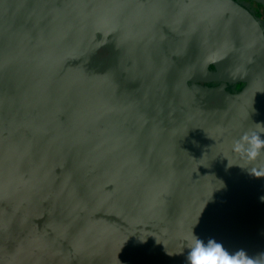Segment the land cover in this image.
Returning a JSON list of instances; mask_svg holds the SVG:
<instances>
[{
  "label": "water",
  "instance_id": "obj_1",
  "mask_svg": "<svg viewBox=\"0 0 264 264\" xmlns=\"http://www.w3.org/2000/svg\"><path fill=\"white\" fill-rule=\"evenodd\" d=\"M169 78L145 160L120 117ZM198 80L245 85L213 110ZM257 123L264 31L234 0H0V264H185L193 234L255 257L264 178L233 143Z\"/></svg>",
  "mask_w": 264,
  "mask_h": 264
},
{
  "label": "flooded vegetation",
  "instance_id": "obj_2",
  "mask_svg": "<svg viewBox=\"0 0 264 264\" xmlns=\"http://www.w3.org/2000/svg\"><path fill=\"white\" fill-rule=\"evenodd\" d=\"M239 5L244 7L248 12L251 13L252 16H258V20L261 22V27L264 31V2H260L257 0H234ZM210 70H214L215 67L213 65L209 66ZM176 79H166L163 81V79H158L159 86L158 90L160 93L168 92V95L166 97L161 98L160 101L152 104L151 107L147 108H134V104H130L126 108L127 116L120 117L124 120L125 125H129L130 131L132 137H139L143 141V150L153 151V149L157 150L159 149L158 146L162 145V137L163 135H160L159 132H163V130L159 131V129H163V124L165 117L167 119L174 117L179 111H182L181 109H177V106L173 107L174 104H172V95H173V89H176L177 86L173 87V82ZM100 81H98V87ZM194 82L188 81L187 85L188 88H191ZM196 84L202 85L206 88H216V87H224V89L232 94H237L240 89H237L234 85H229V83H226L224 86V83L219 81H203V82H196ZM242 84H240L241 86ZM243 87V85L241 86ZM100 88V87H99ZM110 92V91H109ZM98 93L100 94V90L98 89ZM145 94L148 95L146 92ZM172 97V98H171ZM162 103L163 110L160 111L158 108L159 104ZM152 108V109H150ZM128 131V130H127ZM128 135V134H127ZM170 143H173V141H169ZM148 144L151 145L148 147ZM145 146V147H144ZM162 151V150H159ZM154 152V151H153ZM158 151L154 152L152 157L145 156V160H155L161 159L160 156H155ZM161 153V152H160ZM204 160H219V158H205ZM255 257H258L260 253H264V203L259 202L255 206ZM226 220V219H225ZM224 220V221H225ZM220 222L221 224H227V222ZM251 257V256H250Z\"/></svg>",
  "mask_w": 264,
  "mask_h": 264
},
{
  "label": "clouds",
  "instance_id": "obj_3",
  "mask_svg": "<svg viewBox=\"0 0 264 264\" xmlns=\"http://www.w3.org/2000/svg\"><path fill=\"white\" fill-rule=\"evenodd\" d=\"M255 129L245 132L233 143V151L238 154L245 164L250 165L241 168L247 169L251 176L264 178V166H257V162L264 153V124H255ZM229 167L233 166L228 160ZM264 203V196L260 197ZM188 252L185 264H264V253L258 257H250L244 250L229 253L215 239H209L207 243L195 234L187 240Z\"/></svg>",
  "mask_w": 264,
  "mask_h": 264
},
{
  "label": "rangeland",
  "instance_id": "obj_4",
  "mask_svg": "<svg viewBox=\"0 0 264 264\" xmlns=\"http://www.w3.org/2000/svg\"><path fill=\"white\" fill-rule=\"evenodd\" d=\"M254 18H255V21H257L258 23H260L261 24V22H260V20H258L257 18H258V16H253ZM257 17V18H256ZM107 53L109 54L110 53V50L109 51H107ZM112 53V52H111ZM198 55H201V53H198ZM196 53H195V55H194V58L192 59L193 61L191 62V64L193 65V66H197V63H199L200 62V60L201 59H196V57L198 56ZM97 56H100L99 57V59L96 61V63H100V62H102V57L101 56H104L103 54H100V53H98V55ZM232 56V55H231ZM217 60H219V59H217ZM223 60V62H225L227 59H226V57L224 58V59H222ZM202 61V60H201ZM226 62H229V60L228 61H226ZM203 64V63H202ZM230 64V63H229ZM224 66H226L227 67V65H224ZM230 66H231V68H232V65L230 64ZM208 89H210V88H208ZM206 91H210V93H207ZM205 92H201L200 93V95H202V99H200V103L202 104H205V105H207L208 107H211L212 109L213 108H218L221 104H223L226 100H227V98L229 97L228 96V91H226L225 89H224V87L222 86V87H216V88H211L210 90H206ZM228 92V93H227ZM209 96V98L208 97H204V96ZM199 98H201V97H199ZM174 98H172L171 99V101L173 100ZM204 99H206L205 100V102H203V100ZM172 104H177L176 102H175V100H173L172 101ZM214 110V109H213ZM241 137V136H240ZM239 137V138H240Z\"/></svg>",
  "mask_w": 264,
  "mask_h": 264
},
{
  "label": "trees",
  "instance_id": "obj_5",
  "mask_svg": "<svg viewBox=\"0 0 264 264\" xmlns=\"http://www.w3.org/2000/svg\"><path fill=\"white\" fill-rule=\"evenodd\" d=\"M205 81L208 82V80H205ZM198 82H203V81H201V80L199 81V80H198ZM219 82L224 83V86H225L226 83H229V85H234V86H236L237 89H240L239 92H241V91L243 90L244 85H245V84L242 83V82H230V81H219ZM240 84H242L243 87H241L242 85L240 86ZM239 92H238V93H239ZM229 93H230V92H229Z\"/></svg>",
  "mask_w": 264,
  "mask_h": 264
}]
</instances>
